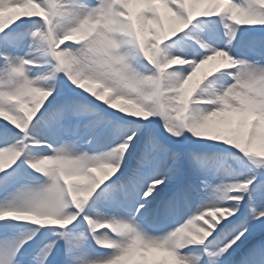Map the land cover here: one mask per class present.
Returning <instances> with one entry per match:
<instances>
[{
	"label": "snow or ice",
	"instance_id": "1",
	"mask_svg": "<svg viewBox=\"0 0 264 264\" xmlns=\"http://www.w3.org/2000/svg\"><path fill=\"white\" fill-rule=\"evenodd\" d=\"M0 264H264V0H0Z\"/></svg>",
	"mask_w": 264,
	"mask_h": 264
}]
</instances>
